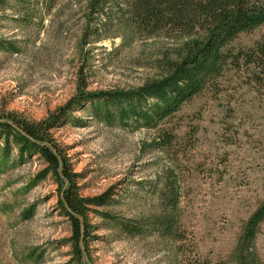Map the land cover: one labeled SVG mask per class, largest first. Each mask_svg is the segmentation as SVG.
<instances>
[{
  "label": "rangeland",
  "instance_id": "obj_1",
  "mask_svg": "<svg viewBox=\"0 0 264 264\" xmlns=\"http://www.w3.org/2000/svg\"><path fill=\"white\" fill-rule=\"evenodd\" d=\"M137 3L110 0L93 12L90 0H7L0 120L49 125L80 94L134 91L170 75L202 37L139 26ZM263 36L259 25L229 41L216 75L153 125L101 119L84 104L49 131L77 195L112 198L87 205L79 261L59 202L68 181L39 179V155L20 158L12 144L3 155L0 143V264H264V214L254 222L264 206V73L242 56ZM115 220L139 232L122 234Z\"/></svg>",
  "mask_w": 264,
  "mask_h": 264
},
{
  "label": "trees",
  "instance_id": "obj_2",
  "mask_svg": "<svg viewBox=\"0 0 264 264\" xmlns=\"http://www.w3.org/2000/svg\"><path fill=\"white\" fill-rule=\"evenodd\" d=\"M109 1L90 0L89 6L93 12H98L101 8L103 10ZM137 1L133 21L136 20L139 26L143 25L149 30L170 27L186 35L193 34L196 30L202 37L188 43L192 44V47L184 50V57L176 64L170 75L147 83L134 91L80 94L72 101L74 106L61 112L58 120L55 119L49 125L32 127L0 120L3 155L10 154L12 144L18 148L20 158L25 154H32L43 159L46 168L39 173V179H45L51 174L55 179L68 181L69 189L59 202L64 209V216L72 226V245L78 261L82 256L80 242L89 236L86 222L87 205L107 206L112 198L103 195L83 199L77 195L65 156L59 152L56 145L48 143L49 131L54 129L57 122L70 111L83 110L84 104L88 105L95 117L101 119L111 121L113 117H117L125 121L132 118L153 125L178 111L185 102L201 91L204 83L216 75L225 62V58L223 60L221 56L224 53V46L229 41L241 32L264 25V0ZM6 5L7 0H0V13L5 10ZM261 41L262 46L258 45L257 52L242 55L246 64H256L259 67L260 75L264 73V63L259 64L256 60L264 56V36ZM5 49L0 41V50ZM95 101L100 105L96 106ZM258 213L260 214L255 215L254 222L260 219L262 213L264 214V206ZM101 215L107 219L111 218L107 213ZM114 225L122 234L133 235L139 232V228L128 221L115 220ZM251 231L250 228L249 232Z\"/></svg>",
  "mask_w": 264,
  "mask_h": 264
}]
</instances>
